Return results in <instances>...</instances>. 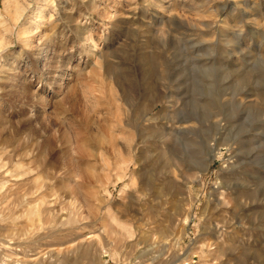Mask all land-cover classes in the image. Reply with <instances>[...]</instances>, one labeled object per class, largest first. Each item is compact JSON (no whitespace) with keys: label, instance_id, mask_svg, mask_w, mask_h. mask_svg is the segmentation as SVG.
Segmentation results:
<instances>
[{"label":"rangeland","instance_id":"374dc122","mask_svg":"<svg viewBox=\"0 0 264 264\" xmlns=\"http://www.w3.org/2000/svg\"><path fill=\"white\" fill-rule=\"evenodd\" d=\"M0 264H264V0H0Z\"/></svg>","mask_w":264,"mask_h":264},{"label":"bare ground","instance_id":"6f19581e","mask_svg":"<svg viewBox=\"0 0 264 264\" xmlns=\"http://www.w3.org/2000/svg\"><path fill=\"white\" fill-rule=\"evenodd\" d=\"M212 157H213V155L210 157V160H209V161H211ZM188 216H189V215H188Z\"/></svg>","mask_w":264,"mask_h":264}]
</instances>
